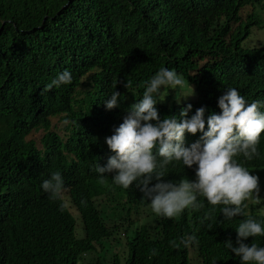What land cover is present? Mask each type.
I'll use <instances>...</instances> for the list:
<instances>
[{"label": "trees", "instance_id": "obj_1", "mask_svg": "<svg viewBox=\"0 0 264 264\" xmlns=\"http://www.w3.org/2000/svg\"><path fill=\"white\" fill-rule=\"evenodd\" d=\"M253 29H264V0H0V264H241L224 242L238 246L239 222L264 221V208L246 202L245 217L226 221L222 206L213 211L201 196L199 211L149 215L135 182L124 189L109 173L102 183L95 165L107 164L105 138L162 67L186 84L154 96L163 100L155 105L161 119H179L188 104L189 117L201 106L205 118L219 114L228 88L248 103L264 101V39L255 40ZM64 70L73 82L45 91ZM187 81L194 95L183 99ZM113 91L120 106L107 110ZM65 116L78 124L64 126ZM39 131L40 147L28 138ZM258 150L248 170L264 168V133ZM55 171L65 192L54 201L41 184ZM193 232L198 245L170 246ZM252 242L264 246V237L243 241Z\"/></svg>", "mask_w": 264, "mask_h": 264}, {"label": "clouds", "instance_id": "obj_2", "mask_svg": "<svg viewBox=\"0 0 264 264\" xmlns=\"http://www.w3.org/2000/svg\"><path fill=\"white\" fill-rule=\"evenodd\" d=\"M72 82L73 74L64 70L51 79L45 91ZM185 84V79L174 69L164 67L146 82L143 98L130 106L114 134L105 138L108 149L100 151V155L108 160L103 167L95 165L98 179L103 183L108 178L106 174L114 173L112 181L124 189H129L135 182L143 194L142 199L150 202L149 215L151 212V215L171 219L187 209L199 211L205 207L199 199L202 196L213 206V211L215 206H222L220 214L226 221L236 216L245 217L247 201L257 205L264 202L260 197L264 193V180L260 186L259 177L250 174L254 170L245 166L246 162L260 156L258 145L264 133V101L248 103L237 89L228 88L218 98L219 114L211 113L205 118L207 109L201 106L189 117L192 105L188 104L181 110L179 119L172 115L161 119L155 105L161 106L163 100L154 96H159L165 88L183 89ZM187 87L190 92L181 96L194 95L188 81ZM120 95L118 91L112 92L105 102L107 110L120 106ZM62 124L76 126L78 123L65 116ZM177 162L190 172L189 177L178 175V168L174 167ZM194 171L195 180L191 177ZM256 171L264 175V168ZM41 189L50 199L59 200L65 192L61 172H52L43 180ZM209 219L210 214H206L201 224ZM235 230L238 246H233L231 240L225 241L224 246L240 257L241 264H264V246L255 242L243 243L249 237H264V221L247 216ZM169 243L173 249H179L198 245L199 240L193 232ZM156 254L157 249H152L149 258Z\"/></svg>", "mask_w": 264, "mask_h": 264}, {"label": "rangeland", "instance_id": "obj_3", "mask_svg": "<svg viewBox=\"0 0 264 264\" xmlns=\"http://www.w3.org/2000/svg\"><path fill=\"white\" fill-rule=\"evenodd\" d=\"M247 12V10L246 11H244V13H243V15H245V13ZM264 29L263 30H258V29H253V38L255 39V40H257L258 42H260V41H262L263 39H264ZM190 91L189 90H182L181 92H180V97L181 98H183V99H185V98H187V97H184V96H181V95H186V94H188ZM191 96V95H190ZM53 123H56V121H52ZM56 129L59 131V132H61V128H62V125L60 124V123H58L57 122V125H56ZM41 137H42V132L41 131H39V132H32V133H30L29 135H28V138L29 139H33L36 143H37V145L40 147V143H39V141H40V139H41ZM27 138V139H28ZM250 174H253V175H256V176H258L259 177V185L261 186L262 185V182H263V180H264V175L262 174V173H260V172H258V171H254V172H251ZM260 197H262V198H264V193H262V195H260ZM68 199H65V202L67 201ZM247 203L248 204H250V205H253V207L254 208H256L257 209V211L260 213L261 211V213H263V205H264V202H262L260 205H258V208H257V204H255L254 203V201H247ZM142 217L143 216H141L140 218H139V222L141 221V219H142ZM85 264H94V260H92L91 258L89 259L88 258V260L85 262Z\"/></svg>", "mask_w": 264, "mask_h": 264}]
</instances>
